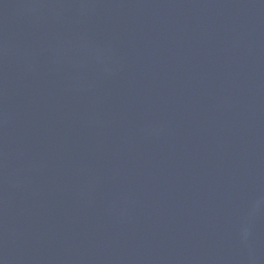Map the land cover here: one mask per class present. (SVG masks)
<instances>
[{
	"label": "water",
	"instance_id": "water-1",
	"mask_svg": "<svg viewBox=\"0 0 264 264\" xmlns=\"http://www.w3.org/2000/svg\"><path fill=\"white\" fill-rule=\"evenodd\" d=\"M0 264H264V0H0Z\"/></svg>",
	"mask_w": 264,
	"mask_h": 264
}]
</instances>
